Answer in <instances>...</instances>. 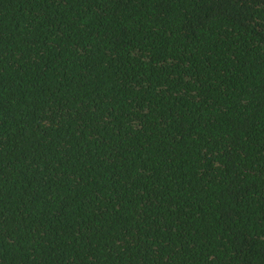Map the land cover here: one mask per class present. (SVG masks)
Segmentation results:
<instances>
[{"label":"trees","instance_id":"16d2710c","mask_svg":"<svg viewBox=\"0 0 264 264\" xmlns=\"http://www.w3.org/2000/svg\"><path fill=\"white\" fill-rule=\"evenodd\" d=\"M0 264H264V0H0Z\"/></svg>","mask_w":264,"mask_h":264}]
</instances>
